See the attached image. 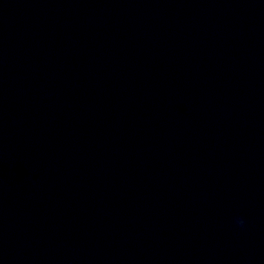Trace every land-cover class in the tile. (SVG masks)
I'll return each instance as SVG.
<instances>
[{
    "label": "clouds",
    "instance_id": "clouds-1",
    "mask_svg": "<svg viewBox=\"0 0 264 264\" xmlns=\"http://www.w3.org/2000/svg\"><path fill=\"white\" fill-rule=\"evenodd\" d=\"M234 222H235L236 225L239 226V227H244V225H245V220H244V218L239 217V216H237V217L234 218Z\"/></svg>",
    "mask_w": 264,
    "mask_h": 264
}]
</instances>
